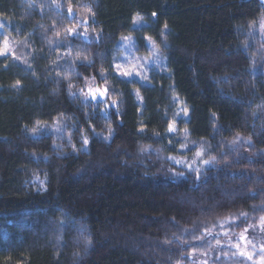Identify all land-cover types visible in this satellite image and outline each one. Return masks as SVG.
I'll return each mask as SVG.
<instances>
[{"label": "trees", "instance_id": "obj_1", "mask_svg": "<svg viewBox=\"0 0 264 264\" xmlns=\"http://www.w3.org/2000/svg\"><path fill=\"white\" fill-rule=\"evenodd\" d=\"M258 10L259 0H0L7 35L23 47L0 57V264H149L141 255L144 237L174 227L173 218L181 224L195 220L204 234L192 246L173 249V255L191 253L179 257L184 264H242L234 249L238 234L258 228L264 218L259 18L251 35L247 28ZM85 22L91 40L68 33ZM128 36L139 54L147 53L145 37H151L164 67L142 80L118 76L113 62L119 40ZM77 53L90 62L74 59ZM85 77L101 85L110 80L109 94L122 93L107 115L101 104L69 95V83L74 92L92 80ZM184 107L194 129L190 139L212 123L221 136L236 133L227 146V167L219 158L210 160L214 153L203 144L179 148L188 141L165 132L169 119L183 126ZM68 115L72 120L64 119L65 125H76L69 145L53 151V134L31 132L37 121L48 126ZM109 121L115 133L105 143ZM140 144L150 147L140 152ZM200 147L212 162L199 174L173 159H192ZM125 149L136 151L129 156ZM89 231L94 250L81 260L74 252Z\"/></svg>", "mask_w": 264, "mask_h": 264}, {"label": "clouds", "instance_id": "obj_2", "mask_svg": "<svg viewBox=\"0 0 264 264\" xmlns=\"http://www.w3.org/2000/svg\"><path fill=\"white\" fill-rule=\"evenodd\" d=\"M250 17H251L250 20L256 21V25H257V17L259 18V20L264 19V0H259L258 12L252 13L250 15ZM256 25H255V27H256ZM255 27L253 25H250L249 23L247 25L249 32H251V30ZM260 39L264 40V32H262L261 30H260ZM259 51H260V59H264V43L259 45ZM253 56L255 57V54H253ZM84 57H87V59H85ZM84 57H75L74 59H79V60H82L83 62H86V63L90 62L88 56H84ZM100 75H101V77L104 76V69L100 70ZM117 75L123 76L125 78L131 77V75L125 76V75H122L119 73H117ZM65 78L67 79V76ZM89 78L92 80H95V77H85L84 78L85 82ZM129 82H131V81L129 80ZM111 83L112 82L110 80L106 79L103 81V84L100 87H104V85H111ZM73 87H74V85L72 83H69L68 92H69L70 96L73 95ZM80 92L85 98H87L89 96L87 94V92L83 91V89H80ZM133 94L137 98H139V96H140L139 89H134ZM121 95H122L121 92L113 89L112 94L109 95V97H108L113 106L117 105V98L120 97ZM100 97H104V96H100ZM92 99L95 100L96 97L95 98L92 97ZM101 103L103 104V106L100 108V110L105 111L107 108V104H106V102H101ZM261 103L264 104V99H262ZM257 107H259V106H257ZM184 108H187L188 111L186 113H184L182 111L183 116L185 117L183 126L179 127V128L176 127V129L174 131H168L167 127H168L169 121L174 120V119H169L167 126L164 129L165 132L172 133V134H174V136H177V137H183L184 140L188 141L187 144L180 142L178 144L179 148H187L188 144H193V145L203 144L204 146L208 147L212 153H214V155H210V157H209L210 160H216L217 158H219L222 166L227 167L228 164L224 160V158L226 156L230 155V153L227 151V146L232 142L233 139L236 138V133H233L231 137L221 136V135H219L220 126H218L216 123H212L211 129L206 130L205 134L200 135L196 139H190V135L192 132H194V129L189 127L191 125V120L189 119L190 109L188 107H184ZM120 111L121 110L119 108L116 111L117 119H119ZM137 111H139V109H137ZM88 116H89V113L87 111H85V118H87ZM213 116H215V115H213ZM62 118L67 119V120H72L71 115H68L66 117L62 116ZM75 126H76L75 124H72L70 126H66L68 133H69L67 135V140H68L69 144L72 143L73 133H71V130L73 128H75ZM89 126L91 127V125H89ZM53 127H56V125H53ZM106 128H107L108 134L103 135V140L105 143H107L110 140V137L115 133V129L113 128V125L110 121L106 124ZM33 129H35V131ZM31 132L35 133L36 128H32ZM93 135L94 136H100L101 134L96 132L95 129H93ZM153 135L158 137V136H160V133L153 130ZM80 136L83 138V143L81 145V148L86 149V146L88 145L89 140L87 138V133L84 131L83 128L80 129ZM209 137L211 138V143H209ZM84 138H87V140H88L87 144L84 143ZM246 139H250V137H246ZM51 143L54 146L53 151H55L56 140H54V139L51 140ZM169 143L171 144V143H173V141H169ZM121 147H122V145L117 144L116 145V151H119L121 149ZM149 147H150L149 144H140L139 151L144 152ZM72 148L75 151V145H72ZM135 151L136 150L133 149L132 152H129L127 149H125V154L131 156V155H133V153ZM197 152H194L193 155L199 156V155H197ZM64 154L67 155L68 153H64ZM45 159H47V157H45ZM173 159H175L176 161L179 160L180 161L179 164L182 166L185 163V161L182 158L176 159L175 157H173ZM205 161H208V163H209V160H202L201 162L203 164H207V163H204ZM122 163L127 164L128 161L123 160ZM134 163H141L142 164L143 160L141 159L139 161H134ZM181 173H182L181 171H178V170L176 171L177 176H180ZM182 175H183V173H182ZM194 190H195V183H194V181H190L188 192L192 193ZM204 191H207V189L202 188L200 190L201 194H203ZM241 214H243V213H241ZM172 223L174 224V227H165L164 230L161 232V234L156 235V236L144 237V240L147 242V247H145L143 249V251L141 252V255L147 257L149 264H151V261H153V260L155 261V264H184V262L181 261V259L179 257L184 256V255H191V253L188 251L182 250L179 252V255H173L172 254L173 249H183L185 246H192L193 241H201L204 239V234H202L195 227V225L197 223L195 220H193L191 224H181L180 221H176L175 218H173ZM207 231L210 232L211 229H207ZM61 238L62 237H58V239H61ZM219 242L220 241L217 240L216 244H219ZM82 244H83L82 249L80 251L74 252V256L79 257L81 260H83L84 257H87L89 252L94 250V237H93V233L91 231H89L87 233V235H85L83 237ZM212 246L213 245L211 243H209L208 247L205 248L204 250L208 251V249H210ZM244 255H248V253H245ZM192 264H195V261H193Z\"/></svg>", "mask_w": 264, "mask_h": 264}, {"label": "rangeland", "instance_id": "obj_3", "mask_svg": "<svg viewBox=\"0 0 264 264\" xmlns=\"http://www.w3.org/2000/svg\"><path fill=\"white\" fill-rule=\"evenodd\" d=\"M260 21V20H259ZM86 23L84 26H78L75 28V31L71 33V36H77L82 38L84 41L91 40L92 36L94 34L91 32V30L87 27ZM0 37H1V45H3L5 41V37L7 38V46L9 51L6 52L3 55H0V57H6L11 55L15 52L21 53V48L23 50L21 43H14L7 35V31L4 27V22L0 19ZM259 24H258V34L260 36V30H259ZM95 39L97 37L95 36ZM264 43V40H261ZM119 52L114 58L113 67L115 69V65L120 64L122 66H130L134 65L133 74L130 78L140 79L142 80L145 76H147V72L149 73V70H157L159 68L164 67V56L162 55L161 51L155 46L154 43H152L151 40L147 41V53L146 54H139L136 52L134 47V40L132 37L128 36V40L125 41L124 37L121 38L118 42ZM18 53V54H20ZM115 72L117 70L115 69ZM138 73V74H137ZM123 77V76H121ZM100 87L101 84H97L96 80H88L84 87L80 88L83 89L84 92H87L88 87ZM105 88H107L106 85H104ZM80 89H77L73 92V97H78L83 100L85 103L91 102L94 104V106H97L98 104H101V107L103 104L101 102H106L107 108L105 111H101L102 114L107 115L111 110L115 108V106L112 105L111 101L109 100V92L106 96L100 97L99 95L96 96V99L93 100L92 97L89 95L87 98H85L81 92ZM96 108V107H95ZM65 120H55L50 125H38L36 127V132L34 135L39 136L42 133H51L54 135V138L56 140V147L62 146V145H69L67 140L68 130L65 128ZM53 125H56V127H53ZM65 143V144H64ZM201 154L199 156H193L192 159L183 158L185 161L184 165L178 164V166L187 169V170H201L208 166H211V162L209 160V163L203 164L202 160H208L205 158V152L202 147L198 148V150ZM190 165V167H189ZM243 236V239L241 237ZM239 241L235 245V251L236 254L241 257L240 262L242 264H264V222H262V219L259 221V227L258 228H251L250 230L241 231L238 234ZM244 253H248V255H244Z\"/></svg>", "mask_w": 264, "mask_h": 264}, {"label": "snow or ice", "instance_id": "obj_4", "mask_svg": "<svg viewBox=\"0 0 264 264\" xmlns=\"http://www.w3.org/2000/svg\"><path fill=\"white\" fill-rule=\"evenodd\" d=\"M68 11H69V13H71L72 12V8L69 7ZM152 15L155 16L156 13L154 12V13H152ZM137 19H139V17H134V21L137 20ZM249 24L253 25L255 27L256 21L255 20H250ZM0 27H2V26H0ZM75 28H76L75 25L70 27V28H68L67 29L68 33L69 34L73 33L75 31ZM259 28H260V30L262 32H264V19H261L259 21ZM249 34L251 35V32ZM124 39H125V41H127L128 37H124ZM145 39L151 40V37L146 36ZM243 47L247 48V42L246 41L244 42ZM8 51H9V49H8V46H7V38L5 37V41H4L3 45H0V55H3V54H5ZM77 57H80L79 53H77ZM84 58L87 59V57H84ZM134 67H135L134 65H130V66H122L120 64L115 65V69L117 70V72L119 74H122V75H125V76L132 75ZM16 83L19 84L20 82L17 81ZM107 92H108V89L105 88V87H95V88H93V87L89 86L88 89H87V94L92 96L93 98H95L97 95L106 96ZM182 111L184 113H186L188 111V109L187 108H183ZM213 115H215V113H213ZM43 123L44 122H42V121H37V124H39V125H42ZM141 127L143 128V126H141ZM175 129H176V121L175 120L169 121L167 130L168 131H174ZM33 130L35 131V129H33ZM237 136H239V134H237ZM84 143L85 144L88 143L87 138H84ZM200 154L201 153L198 151L197 155H200ZM176 163L179 164L180 161L177 160ZM204 163H208V161H205ZM189 167H190V165H189ZM197 174H199V170H197ZM181 175H182V173H181ZM262 222H264V218H262ZM241 239H243V236L241 237ZM193 251H195V249H193Z\"/></svg>", "mask_w": 264, "mask_h": 264}, {"label": "water", "instance_id": "obj_5", "mask_svg": "<svg viewBox=\"0 0 264 264\" xmlns=\"http://www.w3.org/2000/svg\"><path fill=\"white\" fill-rule=\"evenodd\" d=\"M84 24H86V22Z\"/></svg>", "mask_w": 264, "mask_h": 264}]
</instances>
